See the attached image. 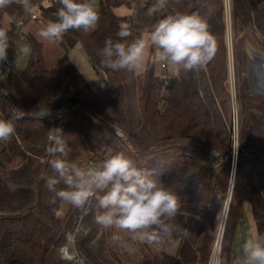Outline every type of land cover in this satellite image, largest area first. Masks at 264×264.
<instances>
[{"label":"trees","instance_id":"obj_1","mask_svg":"<svg viewBox=\"0 0 264 264\" xmlns=\"http://www.w3.org/2000/svg\"><path fill=\"white\" fill-rule=\"evenodd\" d=\"M30 3L31 8L40 7L39 20L45 24L56 19L58 0ZM156 3L98 0L94 5L100 17L96 29L89 33L70 30L57 42L65 51L66 62L60 69L47 66L43 42L30 33L27 67L20 70L14 63L10 76L0 80V118L10 119L15 125L13 137L0 141V264H62L56 252L71 233H75L78 249L92 264L207 263L227 192L233 150L226 1L168 0L163 8L152 11ZM121 6L132 8V12L118 13L116 8ZM31 8L26 10L19 0L0 8L4 47L15 36L14 21H28ZM178 12H198L207 20L216 50L206 70L185 72L179 67L177 74H159L150 65L156 55L150 43L143 83L135 70L114 71L102 62L99 50L107 38L118 39L121 25L129 27L131 36L126 39L131 41L147 36L160 19ZM5 14L12 20L9 28L3 24ZM230 25L235 38L240 147L222 264H228L234 254L232 239L242 221L244 201L252 208L260 234L264 231V96L250 90L244 49L249 31L264 52V0H230ZM242 32L243 36L237 38ZM78 43L104 73L105 97L95 93L68 59L66 51ZM58 141L65 151L54 154L52 149L58 147ZM93 145L101 150L92 155L98 164L116 152H124L138 167L151 170L165 187L175 191L181 205L177 219L184 232L175 252L159 255L148 243L141 242L143 257L138 262H126L115 251L110 256L104 248V238L114 230L95 223L94 202L86 210L72 209L64 218L54 214L53 209L64 205L59 200L52 202L55 194L41 177L56 175L52 159L78 163L72 154ZM221 158L224 162L219 164ZM222 166L226 167V179L222 178ZM63 187L62 183L57 185V189ZM81 214L83 227L77 228Z\"/></svg>","mask_w":264,"mask_h":264},{"label":"clouds","instance_id":"obj_2","mask_svg":"<svg viewBox=\"0 0 264 264\" xmlns=\"http://www.w3.org/2000/svg\"><path fill=\"white\" fill-rule=\"evenodd\" d=\"M13 2L0 0V8ZM19 2L26 10L31 8L30 0ZM58 2L56 19L49 20L37 33L42 40L55 43L70 30L89 33L96 29L100 17L92 0ZM167 2L157 0L152 11L163 8ZM116 35L117 40L107 38L99 50L102 62L114 71L139 68L149 42L161 64L181 67L185 72L206 70L216 50L207 20L198 12L167 15L152 26L147 37L142 35L128 41L131 31L127 25H121ZM4 42L5 35L0 32V53ZM14 134L13 121L0 118V141H9ZM64 151L60 141L52 149L54 154ZM51 167L56 175L41 179L55 194L52 202L59 200L62 205L85 210L94 202L95 223L114 230L111 236L114 243L123 244L124 234H129L132 240L153 244L172 230L181 207L175 191L165 187L151 170L138 167L124 152H116L99 165L87 167L55 158ZM61 183L64 187L57 189ZM53 212L59 217L63 208ZM242 252L243 259L237 256L232 264H264V243L247 240Z\"/></svg>","mask_w":264,"mask_h":264},{"label":"rangeland","instance_id":"obj_3","mask_svg":"<svg viewBox=\"0 0 264 264\" xmlns=\"http://www.w3.org/2000/svg\"><path fill=\"white\" fill-rule=\"evenodd\" d=\"M97 4V3H96ZM94 4V5H96ZM116 11L121 14H127L132 12V8H128L126 6H121L116 8ZM227 19H228V45H229V54H230V64H231V75H230V89H231V109H232V122L236 123L237 128H238V114H237V99H236V66L234 62V34L231 29L230 25V13L227 10ZM3 24L5 27L9 28L11 27L12 20L10 15L5 14L3 17ZM45 23L42 20H32L29 19L26 23L25 26V31L27 35L30 33L35 35L39 40H41L44 44V56L45 60L47 63V66L49 67H54L57 69L62 68L65 65V58L64 54L65 51L62 48V46L55 42H49L42 40L38 36V31L39 29L44 25ZM244 32L239 33L237 35V38L242 37ZM248 37L245 39L244 42V49L246 50L247 53V62H248V68H247V77H248V83L251 88L254 90H260L259 86L257 85V76L255 73H252V68L253 66L249 62V56L253 54L255 57H259L264 60V52L258 49V46L256 45L253 34L251 32H247ZM147 37V36H145ZM236 38V39H237ZM150 43V42H149ZM7 48L11 54V57L14 60V63L16 67L20 70H23L27 67L29 57H30V52H31V43L28 37L26 39H21L18 40L17 42H13L12 40L7 44ZM148 49L149 45L145 50V54L143 57V60L137 68L136 75L137 78L139 79L140 83H143L144 81V71L148 67ZM68 59L72 60L75 65L79 68V70L82 72L86 80L91 84L92 88L94 89L95 93L100 96V97H105L106 96V88H105V75L102 71H100L94 63L92 62L91 58L89 57L88 53L86 52L84 46L82 43H78L77 45L73 46L70 48L68 51H66ZM158 63V60L156 59V55L151 57L150 59V65H152L157 73H165L168 75H174L177 74L179 71V67L174 66V65H167L166 68L160 70L156 65ZM264 68H260L259 75L261 78L264 79V75H262ZM258 75V76H259ZM263 76V77H262ZM252 91V90H251ZM253 92V91H252ZM255 93V92H253ZM256 94H259L256 92ZM261 95V94H260ZM264 96V95H262ZM238 138V135H237ZM240 144V143H239ZM98 152H101L100 148L98 145H93L92 147L88 149H83L79 152H76L72 154V157H74L75 161H80V159L86 161V159L89 156H92L94 154H97ZM99 154V153H98ZM17 162V161H16ZM79 164V163H78ZM222 178L226 179V167L222 166ZM229 179V176H228ZM228 186V184H227ZM67 208L65 211H63V218L75 207L71 205H64L63 210ZM220 214L221 211L219 212L217 221H216V232L218 230V226L220 223ZM243 221V222H242ZM242 221L239 222L233 239H232V251L234 254H238L242 259H243V244L247 240H253L262 243V238L261 234L258 230V227L256 225L255 218L253 216L252 208L249 204L244 205L243 207V217ZM215 232V236L216 233ZM184 232L183 229L178 222V219L176 217V220L173 224V228L170 232L165 233L162 235V237L159 239L158 242H155L153 244H149L150 248L157 254H162L164 252H175L179 241L181 237L183 236ZM101 235V234H100ZM112 235H109L104 238L103 240V246L106 249V251L110 254L113 251H115L119 256H121L126 262L134 261L138 262L139 259L143 257L145 254V249L143 248V244L139 241L132 240L130 238L129 234H124V243L123 244H118L114 243L111 239ZM215 238V237H214ZM126 251L128 256L124 255V252ZM139 251L141 253H139ZM56 255L59 256V253L56 252Z\"/></svg>","mask_w":264,"mask_h":264},{"label":"built area","instance_id":"obj_4","mask_svg":"<svg viewBox=\"0 0 264 264\" xmlns=\"http://www.w3.org/2000/svg\"><path fill=\"white\" fill-rule=\"evenodd\" d=\"M98 0H92L93 5L97 3ZM140 1H147V0H140ZM226 1V9L230 13V0ZM45 3H48L49 0H44ZM41 15V10L38 5H35L31 8V13L29 18L32 20H38ZM27 20L25 18H18L14 21L15 26V36L13 37L12 41L17 42L21 39H26L28 37L25 26H26ZM13 64L14 60L11 57V54L7 47L3 46V51L0 53V80L8 78L13 70ZM160 70L167 67V65L161 64L159 61L156 65ZM117 133L119 135H124L121 130H117ZM231 134H232V153L230 156V170H229V179H228V186H227V192L224 197L223 207L221 209L220 214V223L218 226L217 234L214 238L212 250L210 253V256L208 258V261L206 264H222V251H223V244L226 238V234L230 225V221L232 218V210L234 205V198H233V189L235 184V174H236V157L237 152L240 147L237 135H238V128L236 123L232 122L231 126ZM49 139L51 142L54 139V133L51 132L49 135ZM248 155L252 156L250 153ZM77 162L83 166L87 167L89 165H99L96 159H94L92 156H89L86 161L80 159V161L77 160ZM224 162V159H220L219 164ZM246 203V201H244ZM83 214H81L78 218L77 222V228L83 227L82 223ZM84 232H87V228H83ZM262 243H264V231L261 234ZM139 253H141L139 251ZM239 256L238 254H233L230 258V261L228 264H232V261L234 258ZM59 257L63 261L62 264H92L90 262H87L84 255L81 253V251L78 249L76 244V235L75 233H71L68 235L67 240L59 247Z\"/></svg>","mask_w":264,"mask_h":264},{"label":"bare ground","instance_id":"obj_5","mask_svg":"<svg viewBox=\"0 0 264 264\" xmlns=\"http://www.w3.org/2000/svg\"><path fill=\"white\" fill-rule=\"evenodd\" d=\"M249 62L253 66L252 73H255V75L258 77L257 78V81H258L257 85L259 86V89L262 92H264V79L261 78V76L259 75V72H258V71H260V68H264V60L259 58V57H257V56L255 57L253 54H251L249 56ZM262 75H264V70H263Z\"/></svg>","mask_w":264,"mask_h":264},{"label":"water","instance_id":"obj_6","mask_svg":"<svg viewBox=\"0 0 264 264\" xmlns=\"http://www.w3.org/2000/svg\"><path fill=\"white\" fill-rule=\"evenodd\" d=\"M256 82H257V80H256ZM251 90L253 91V92H257V93H259V94H261V95H264V92H262L261 90H254V89H252L251 88Z\"/></svg>","mask_w":264,"mask_h":264}]
</instances>
